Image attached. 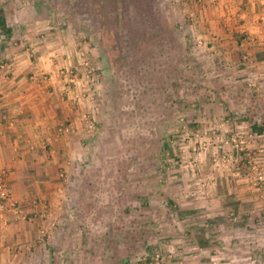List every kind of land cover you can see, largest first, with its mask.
Listing matches in <instances>:
<instances>
[{"label": "rangeland", "instance_id": "obj_1", "mask_svg": "<svg viewBox=\"0 0 264 264\" xmlns=\"http://www.w3.org/2000/svg\"><path fill=\"white\" fill-rule=\"evenodd\" d=\"M35 4L37 11H51L47 23L75 41L68 44L81 64L68 73L95 80L92 100L83 97L74 106L90 109L94 126L88 131L102 127L107 134L93 146L83 185L68 196L70 208L60 217L66 215L69 225L53 233L62 240L55 235L48 243L62 255L56 263L188 264L194 237L203 243L208 230L207 251L221 249L223 242L215 241L220 227L233 245L248 211L234 210L238 197L255 214L254 202L264 193V179L254 178L258 171L264 177V77L234 76V69L246 67L201 48L203 35L195 31L187 0ZM0 65L8 72L5 62ZM101 77H119L114 90L122 91L96 97ZM85 80L75 88L84 90L81 97L91 85Z\"/></svg>", "mask_w": 264, "mask_h": 264}, {"label": "crops", "instance_id": "obj_2", "mask_svg": "<svg viewBox=\"0 0 264 264\" xmlns=\"http://www.w3.org/2000/svg\"><path fill=\"white\" fill-rule=\"evenodd\" d=\"M190 1L189 16H196L195 31L203 35L200 47L215 49L225 64L246 67L234 69V76L264 77V0ZM35 5V0H0V14L10 30L5 33L0 29V62L9 68L7 74L0 70V169L5 171L7 187L19 210L18 215L10 211L0 214V264H57L62 255L52 250L53 246L50 250L48 243L55 242V235L62 238L59 232L53 233L69 225L64 222L66 215L60 217L70 208L68 196L83 185L78 184L95 154L93 146L107 138L101 127L94 141L96 132L88 131L78 118L79 112L89 113L90 109L74 106L73 98H79L81 105L80 91L84 92L74 89L87 78L80 75L77 80L68 73L73 65L81 64L77 49L69 45L75 41L71 36L67 39L62 27L47 23L50 10L37 11ZM69 77L75 84L66 83ZM116 80L119 77L99 78L93 88H98L96 97L105 98L107 93L113 97L114 92L122 91L114 90ZM68 86L73 87L72 96ZM89 103L91 107L97 104ZM67 121L74 122L73 131L57 134ZM259 197L261 200L254 202L258 204L255 214L242 207L243 200L238 197L239 206L234 210L248 211L233 235V245L225 243L227 230L220 227L222 232L219 230L215 241L223 242L221 249L207 251L212 245L209 240H213L208 230L203 243L194 237L197 248L188 255V264L222 260L264 264V193ZM213 226L215 223H210L209 228ZM39 234L46 236L40 238ZM231 246L234 249L226 251ZM225 262L222 264H229Z\"/></svg>", "mask_w": 264, "mask_h": 264}, {"label": "built area", "instance_id": "obj_3", "mask_svg": "<svg viewBox=\"0 0 264 264\" xmlns=\"http://www.w3.org/2000/svg\"><path fill=\"white\" fill-rule=\"evenodd\" d=\"M1 68L4 69L3 66H1ZM6 70L9 72V68ZM8 72H5V74H7ZM59 75H62L61 71L59 72ZM47 79H48V77H47ZM87 80L91 81V85H89L86 88V90H88V93L86 95H82V97H84V98L87 97V98L92 99L93 93L92 92L90 93L89 90H92L91 87H93L94 78L93 77L92 78L87 77V79L85 81H87ZM66 83H68L69 85L75 84L73 82V77H69V80ZM76 87H78V86H76ZM67 90H68L69 94H72V92L75 89L73 90V87L72 88L69 87V88H67ZM73 100L77 105H79V98H78V100L77 99H73ZM88 114L89 113H86V112H83V113L80 112V113H78V118L81 120V122L85 128L92 129L94 126L93 119ZM73 127H74V122L67 121L66 124L60 125L58 127L57 134H59V135L68 134V133L73 131ZM254 178L258 181L264 179V177L260 171L255 173ZM7 211H10L16 215L19 214L17 202L13 199L11 193L9 192L7 184H6L5 171L0 169V214L3 215Z\"/></svg>", "mask_w": 264, "mask_h": 264}, {"label": "trees", "instance_id": "obj_4", "mask_svg": "<svg viewBox=\"0 0 264 264\" xmlns=\"http://www.w3.org/2000/svg\"><path fill=\"white\" fill-rule=\"evenodd\" d=\"M0 29L2 31H5V33H9L10 30L9 28L6 27V22L5 20L3 19L2 15L0 14ZM251 131L257 135H261L262 134V130L259 128V127H256L255 125H253L251 127Z\"/></svg>", "mask_w": 264, "mask_h": 264}]
</instances>
